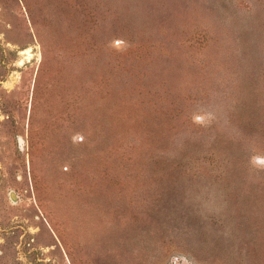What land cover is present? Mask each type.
<instances>
[{"label":"rangeland","instance_id":"1","mask_svg":"<svg viewBox=\"0 0 264 264\" xmlns=\"http://www.w3.org/2000/svg\"><path fill=\"white\" fill-rule=\"evenodd\" d=\"M0 264H264V0H0Z\"/></svg>","mask_w":264,"mask_h":264}]
</instances>
